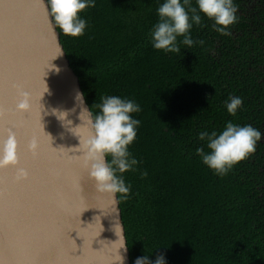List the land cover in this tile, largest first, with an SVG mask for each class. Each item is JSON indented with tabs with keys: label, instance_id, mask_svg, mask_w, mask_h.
Wrapping results in <instances>:
<instances>
[{
	"label": "trees",
	"instance_id": "16d2710c",
	"mask_svg": "<svg viewBox=\"0 0 264 264\" xmlns=\"http://www.w3.org/2000/svg\"><path fill=\"white\" fill-rule=\"evenodd\" d=\"M162 3L96 0L80 13L84 35L58 28L94 115L102 96L141 108L128 147L139 163L123 174L127 198L118 194L132 264L145 254L167 264H264V138L224 176L196 154L207 151L197 134L229 120L264 133V0H234L237 22L226 36L202 18L180 54L149 42ZM231 96L243 101L236 116L224 106Z\"/></svg>",
	"mask_w": 264,
	"mask_h": 264
},
{
	"label": "water",
	"instance_id": "95a60500",
	"mask_svg": "<svg viewBox=\"0 0 264 264\" xmlns=\"http://www.w3.org/2000/svg\"><path fill=\"white\" fill-rule=\"evenodd\" d=\"M91 116L48 0H0V146L14 135L18 157L0 167V264H132L119 196L85 164Z\"/></svg>",
	"mask_w": 264,
	"mask_h": 264
},
{
	"label": "clouds",
	"instance_id": "9594fccd",
	"mask_svg": "<svg viewBox=\"0 0 264 264\" xmlns=\"http://www.w3.org/2000/svg\"><path fill=\"white\" fill-rule=\"evenodd\" d=\"M48 3L52 20L64 35L80 37L85 34L87 21L80 13L86 8L95 7L96 0H48ZM195 4L192 7V0H163L157 8L158 20L149 33V42L154 49L180 54L181 45L190 48L195 43L191 29L193 25H200L204 17L213 21L215 31L229 35V26L237 22L238 8L234 0H195ZM76 100L82 106L83 94L77 93ZM100 101L95 105L99 112L89 119L93 135L84 144L85 164L90 166L89 175L96 182L98 191L121 194L126 199L131 185L126 184L123 174L135 170L139 163L128 151L140 125V121L133 118L132 114L139 113L141 108L135 101L119 96H102ZM242 103L239 96H231L224 106L229 115L236 116ZM30 107L29 94L25 93L17 109L27 111ZM53 114L61 121H65L68 115L67 112H57L55 109ZM60 114H64L63 119ZM197 135L200 141L205 142L207 151L205 147H199L196 154L217 176L226 175L235 165L254 153L257 143L264 138V133L253 126L240 125L231 120L219 132L205 130ZM30 147L34 149L35 143ZM17 163V141L14 135H9L0 146V167L15 166ZM20 171L21 175H26L23 170ZM121 248H125V245ZM150 255L136 258L134 264H167L164 255L157 256L154 261L149 258ZM119 256V264H124L125 257Z\"/></svg>",
	"mask_w": 264,
	"mask_h": 264
}]
</instances>
